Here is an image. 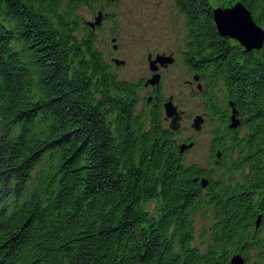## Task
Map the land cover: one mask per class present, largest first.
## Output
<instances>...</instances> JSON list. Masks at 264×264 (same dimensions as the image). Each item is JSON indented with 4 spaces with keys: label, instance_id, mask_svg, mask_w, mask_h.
I'll return each mask as SVG.
<instances>
[{
    "label": "trees",
    "instance_id": "trees-1",
    "mask_svg": "<svg viewBox=\"0 0 264 264\" xmlns=\"http://www.w3.org/2000/svg\"><path fill=\"white\" fill-rule=\"evenodd\" d=\"M112 1L0 0V264H264V43L222 36L212 0H173L215 124L212 167L188 163L162 93L139 109L143 83L83 18ZM241 1L264 28V0Z\"/></svg>",
    "mask_w": 264,
    "mask_h": 264
},
{
    "label": "rangeland",
    "instance_id": "rangeland-1",
    "mask_svg": "<svg viewBox=\"0 0 264 264\" xmlns=\"http://www.w3.org/2000/svg\"><path fill=\"white\" fill-rule=\"evenodd\" d=\"M236 1L212 0V5L230 7ZM99 6L95 9L89 6L84 7L81 13L87 22H93L99 10L102 9L104 14L102 22L96 25L94 30H96L99 47L121 78L132 82H143L155 73L150 69L148 59L150 54L153 58L160 53L175 56L173 63L166 67L162 65L159 67V69L164 67L161 68L162 72L156 71L162 75L163 95L164 98L174 95V102L185 111L179 131L182 139L191 137L193 139L191 142H194V145L187 149V162L212 167L214 161L211 146L215 124H213L212 116H208L201 131L192 127L195 116L206 112V105L205 98L196 92L198 82L194 79L195 73L189 71L183 60L182 50L187 39L186 23L174 1L113 0L110 4L104 2L102 4L104 8H97ZM113 58L125 60V63L117 65ZM148 89L144 87L139 90L141 97L139 109L147 104L144 97L149 94ZM145 107L149 108V105ZM169 124L170 121H168ZM156 206V200L148 204L152 211H155ZM210 218L209 212L206 215L202 213L198 215L197 244H199L204 225L210 222Z\"/></svg>",
    "mask_w": 264,
    "mask_h": 264
},
{
    "label": "water",
    "instance_id": "water-1",
    "mask_svg": "<svg viewBox=\"0 0 264 264\" xmlns=\"http://www.w3.org/2000/svg\"><path fill=\"white\" fill-rule=\"evenodd\" d=\"M103 16V12L99 10L98 15L95 17V21H90L88 24L94 29L96 25L101 24ZM213 16L218 32L222 36L238 40V42L247 50L258 49L263 46L264 28L254 20L250 10L241 0H237L235 4L230 7H214ZM148 59L150 69L155 73L148 79L147 84L151 83L154 85H159L161 83L162 75L156 71L159 70L161 65L167 66L168 64L173 63L175 61V56L173 54L160 53L156 55L155 58H153L150 54ZM115 61L117 65L125 63V60H120L118 58H116ZM194 79L198 82V90L201 91L203 84L200 81V76L195 74ZM230 105L232 106L230 127L237 128L241 123L240 118L237 117L238 110L232 101L230 102ZM164 112L165 116L170 119L171 129L178 131L181 128L184 110H181L179 105L174 102V95L169 96V98L165 101ZM205 121L206 117L204 114H197L193 120L192 127L197 131H201ZM193 145L194 142H184L181 144V150L185 151ZM217 155L220 157V151L217 152ZM201 182L203 186L208 185V179L206 178H202ZM260 217L261 216H259L257 219V226H259ZM245 263L246 260L241 253H234L230 260V264Z\"/></svg>",
    "mask_w": 264,
    "mask_h": 264
},
{
    "label": "flooded vegetation",
    "instance_id": "flooded-vegetation-1",
    "mask_svg": "<svg viewBox=\"0 0 264 264\" xmlns=\"http://www.w3.org/2000/svg\"><path fill=\"white\" fill-rule=\"evenodd\" d=\"M115 37V36H114ZM115 38H117V37H115ZM113 59H115V58H113ZM116 62V61H115ZM166 67V66H165ZM161 68H164V67H161ZM159 69L160 70V72H162V69ZM148 79L149 78H147L146 80H144L142 83H143V88L144 87H147V88H149L148 89V91L147 92H149V94L147 95V97H148V99H147V104L149 105V107H151V105H152V103H153V101H155V99H157L158 98V95H159V93H162V95H163V93H164V90H163V88H162V84L160 83L159 85H154V84H151V83H149V84H147V81H148ZM191 84L193 83L192 81L190 82ZM168 98H164V95H163V106H164V103H165V101L167 100ZM179 108H180V106H179ZM202 114H204L205 115V117H206V120H207V118H208V114H207V112H203ZM185 116V111H184V114H183V117ZM237 116L239 117V114L237 113ZM231 118V117H230ZM240 118V117H239ZM241 119V118H240ZM165 120H166V122L168 123V121H170V119H168L166 116H165ZM241 123H242V120H241ZM240 123V124H241ZM170 125V124H169ZM239 127V126H238Z\"/></svg>",
    "mask_w": 264,
    "mask_h": 264
}]
</instances>
